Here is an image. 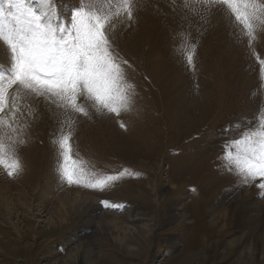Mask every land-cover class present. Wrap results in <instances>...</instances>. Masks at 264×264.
<instances>
[{"label": "rangeland", "instance_id": "rangeland-1", "mask_svg": "<svg viewBox=\"0 0 264 264\" xmlns=\"http://www.w3.org/2000/svg\"><path fill=\"white\" fill-rule=\"evenodd\" d=\"M57 3L60 25L78 0ZM136 9L109 33L132 86L130 110L99 114L85 104L89 116L70 112V121L43 98L21 101L15 119L5 110L17 131L0 125V135L25 143L17 146L22 171L9 177L0 168V264H264L248 253L257 251L255 232L264 233V189L259 178L241 186L221 160L225 142L264 113V16L251 39L226 5L137 0ZM61 122L87 174L121 178L103 191L62 182ZM63 196L76 207L49 226ZM80 198H88L83 208ZM114 217L120 230L106 225ZM76 247L80 258L70 255ZM242 250L245 262L235 263Z\"/></svg>", "mask_w": 264, "mask_h": 264}, {"label": "snow or ice", "instance_id": "snow-or-ice-1", "mask_svg": "<svg viewBox=\"0 0 264 264\" xmlns=\"http://www.w3.org/2000/svg\"><path fill=\"white\" fill-rule=\"evenodd\" d=\"M0 8V125L15 133L6 123L7 109L15 119L19 103L29 98H43L51 107L60 109L71 121L70 112L89 116L85 104L99 114H114L130 110L132 86L124 79L121 62L112 50L109 33L114 22L134 19L137 0H78L66 23L57 24V0H6ZM35 4V7L33 6ZM227 9L253 35L256 22L264 16V4L256 0H202ZM193 52L187 54V64L193 63ZM126 63V62H124ZM11 90V91H10ZM83 100L84 103L78 101ZM239 138L225 142L221 157L223 167L235 174L241 186L257 180L264 189V113L246 121ZM124 128L123 123L120 124ZM241 127L240 124L236 125ZM72 132H61L55 141L59 148L57 173L62 182L91 190L103 191L119 180L120 175L87 174L83 161L76 159L71 146ZM9 132L0 135V168L9 177L22 171L18 144ZM127 171V169H125Z\"/></svg>", "mask_w": 264, "mask_h": 264}, {"label": "bare ground", "instance_id": "bare-ground-1", "mask_svg": "<svg viewBox=\"0 0 264 264\" xmlns=\"http://www.w3.org/2000/svg\"><path fill=\"white\" fill-rule=\"evenodd\" d=\"M2 50V47H0V51ZM238 195H243L244 193L242 192V191H240L239 193H237ZM4 195V194H3ZM22 198H24V196L22 195L21 196ZM236 197V196H235ZM234 197V198H235ZM0 199H2V202H4V203H6V197H3V196H1L0 197ZM87 199L88 198H80L79 200H81V206H80V208H83V206L85 205V203H86V201H87ZM24 200V199H23ZM22 200V201H23ZM68 198H67V196H63L58 202H57V207L58 208H56L54 211H53V216H51L50 217V219H48L47 220V224L50 226V225H54L55 224V221H59V222H65L66 221V219H67V217L69 216V212H71V213H73V211H72V209H74L75 207H76V205L75 204H73V202L74 201H69V203L68 204H66V202H68ZM217 207V206H216ZM213 206H212V209H211V220L212 221H214V222H216V223H218V221H217V218H219L218 217V214L216 213V211L215 210H213ZM71 219V218H70ZM117 219V217H114V220L113 221H110V222H106V225H113V223H115V221H117L116 220ZM46 222V221H45ZM67 222V221H66ZM98 222H102V219L100 220V221H98ZM112 222V223H111ZM119 226V227H118ZM116 225V224H114L113 225V227L114 228H119V230L123 227V224H122V226L119 224V225ZM255 235L257 236L256 238L258 239V241H260V242H258V244H257V247H256V252H253V251H251V249L250 248H248V250H249V257H251L252 259H254L255 260V257L258 255L259 257H260V260H262V259H264V244H263V246H261V243L262 242H264V233H262V234H258L257 232H255ZM138 238V236H132V239L133 240H136ZM116 239H120L119 237H118V235L116 234ZM242 239V237H238L237 239H232V240H230V243H228V250H230V248H231V245H232V243H235L236 241V243H239L240 242V240ZM87 245V244H86ZM89 245V244H88ZM245 246V248H247V244H245L244 245ZM91 247V246H90ZM260 248H262V249H260ZM76 249L78 250V252L77 253H73V254H70L71 255V257H73V255L75 254V255H78V258H80V251L82 250V249H84V247H82V248H79L78 249V247H76ZM91 250L93 251V248L91 247ZM69 255V256H70ZM239 256H237V259H236V261H235V263L238 261V260H240V262H245V258L246 257H244V250H242V251H240V253L238 254ZM263 257V258H262ZM262 258V259H261ZM74 262L76 261V259H72ZM57 264H59V263H57ZM62 264H66V263H62Z\"/></svg>", "mask_w": 264, "mask_h": 264}]
</instances>
